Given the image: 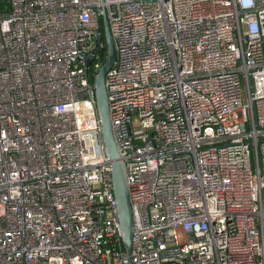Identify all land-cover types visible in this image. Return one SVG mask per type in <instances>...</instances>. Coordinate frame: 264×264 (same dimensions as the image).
I'll use <instances>...</instances> for the list:
<instances>
[{
    "label": "built area",
    "instance_id": "1",
    "mask_svg": "<svg viewBox=\"0 0 264 264\" xmlns=\"http://www.w3.org/2000/svg\"><path fill=\"white\" fill-rule=\"evenodd\" d=\"M0 264H264V0H0Z\"/></svg>",
    "mask_w": 264,
    "mask_h": 264
},
{
    "label": "water",
    "instance_id": "2",
    "mask_svg": "<svg viewBox=\"0 0 264 264\" xmlns=\"http://www.w3.org/2000/svg\"><path fill=\"white\" fill-rule=\"evenodd\" d=\"M102 24L98 34L95 35V49L93 54L101 53L102 47L106 49V58L102 65L95 71L92 89L96 102V111L100 121L101 137L107 157L111 162V191L116 203V214L120 229V240L126 255L130 254L133 241V216L124 178L123 165L119 159L116 143L113 139L109 118L107 90L105 80L108 72L115 62V48L110 35L106 10L102 8ZM85 74L88 77L87 67L92 57H82Z\"/></svg>",
    "mask_w": 264,
    "mask_h": 264
},
{
    "label": "trees",
    "instance_id": "3",
    "mask_svg": "<svg viewBox=\"0 0 264 264\" xmlns=\"http://www.w3.org/2000/svg\"><path fill=\"white\" fill-rule=\"evenodd\" d=\"M105 57H106V51H105V47H104V49H103V51H102V53L100 55V60L103 61L105 59ZM88 73H89L88 74L89 82H90V84L93 85V76L94 75H92V73L90 71Z\"/></svg>",
    "mask_w": 264,
    "mask_h": 264
},
{
    "label": "flooded vegetation",
    "instance_id": "4",
    "mask_svg": "<svg viewBox=\"0 0 264 264\" xmlns=\"http://www.w3.org/2000/svg\"><path fill=\"white\" fill-rule=\"evenodd\" d=\"M103 49H104V47H102V51H103ZM105 51H106V49H105ZM101 53H102V52H101ZM101 53H100V54H101ZM105 58H106V57H105ZM88 74H89V73H88Z\"/></svg>",
    "mask_w": 264,
    "mask_h": 264
}]
</instances>
